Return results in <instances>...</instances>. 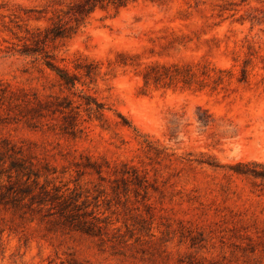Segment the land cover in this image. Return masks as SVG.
Masks as SVG:
<instances>
[{"label": "rangeland", "instance_id": "rangeland-1", "mask_svg": "<svg viewBox=\"0 0 264 264\" xmlns=\"http://www.w3.org/2000/svg\"><path fill=\"white\" fill-rule=\"evenodd\" d=\"M117 2L0 0V142L109 222L0 196V264H264V0Z\"/></svg>", "mask_w": 264, "mask_h": 264}, {"label": "trees", "instance_id": "trees-1", "mask_svg": "<svg viewBox=\"0 0 264 264\" xmlns=\"http://www.w3.org/2000/svg\"><path fill=\"white\" fill-rule=\"evenodd\" d=\"M118 1L119 2L116 3L117 6L124 5L125 3V0ZM79 11L90 12L91 10L83 7ZM59 33L60 32H55L54 34L59 35ZM45 63L52 70L56 71L67 85L74 86L79 80L76 74L71 73L67 69L61 68L54 62L46 59ZM163 67L166 70L169 69V67L167 66ZM95 103L97 105V111L100 113L103 105L96 100ZM21 153L22 149L20 147L12 146L9 144V142H6V140L0 142V167L5 169L0 170V177L4 172L7 173L8 177V184L0 182V188H5V190L0 193V196H2L3 199H5L6 197V201H9L6 203H10L13 207V210H21L25 206L29 207L33 206L34 204H37V206H41L44 204L53 203L55 204V206H58L60 217L64 219L65 223L68 224L71 229L80 231L90 236L101 237L107 230L109 222L107 221V218H101L95 213V211H89L87 209L89 190L79 191L78 188L75 187L69 190V192H66L63 191L61 187L55 186L52 191V189L48 188V185L40 184V174L38 173H34L35 178L33 179V183H29V180L32 177L31 175L33 170L25 160L19 157V154ZM6 157L9 158V165L7 168L4 167V164L7 163ZM124 166L126 167V169H122L120 171L121 180L127 183L132 179V177L129 174L127 165L124 164ZM93 167L99 177L102 180H105L106 177L103 175V171L105 169L103 165L95 162L93 164ZM132 170L135 175V182L138 181L137 184L141 185L146 192L148 189L147 179L141 177L135 168H133ZM117 172L118 170H113L114 174H117ZM14 176L16 178L15 180H13ZM24 177L27 180H23ZM118 180V177L113 179L109 178V181L112 183H115ZM98 191V197L107 193L105 189H101Z\"/></svg>", "mask_w": 264, "mask_h": 264}]
</instances>
